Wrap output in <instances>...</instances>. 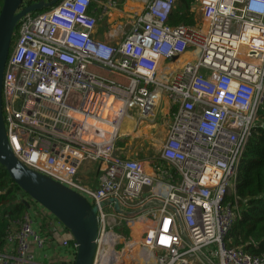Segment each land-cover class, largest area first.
Masks as SVG:
<instances>
[{
	"label": "built area",
	"instance_id": "1",
	"mask_svg": "<svg viewBox=\"0 0 264 264\" xmlns=\"http://www.w3.org/2000/svg\"><path fill=\"white\" fill-rule=\"evenodd\" d=\"M176 1L146 0L115 43L96 38L112 0L100 13L92 0H60L23 15L3 74L8 143L25 166L97 208L92 264H125L116 248L124 237L110 221L155 178L118 153L119 138L140 136L121 126L168 118L160 155L171 168L156 207L140 210L139 245L157 264H264V254L227 242L239 216L238 167L264 107V0H193L192 25L169 24ZM84 162L99 164L94 187L77 177ZM35 220L27 210L11 222L0 264H52L51 236ZM56 222L57 241L75 255Z\"/></svg>",
	"mask_w": 264,
	"mask_h": 264
},
{
	"label": "water",
	"instance_id": "2",
	"mask_svg": "<svg viewBox=\"0 0 264 264\" xmlns=\"http://www.w3.org/2000/svg\"><path fill=\"white\" fill-rule=\"evenodd\" d=\"M23 1L3 0L0 8V165L29 198L46 209L69 231L77 245L72 264H92L98 235L97 208L76 191L25 166L8 143L1 93L5 63L17 21L26 13L47 9L60 0H37L22 6ZM261 127L264 128V123ZM115 209L119 210L117 202Z\"/></svg>",
	"mask_w": 264,
	"mask_h": 264
},
{
	"label": "trees",
	"instance_id": "3",
	"mask_svg": "<svg viewBox=\"0 0 264 264\" xmlns=\"http://www.w3.org/2000/svg\"><path fill=\"white\" fill-rule=\"evenodd\" d=\"M2 1L0 0V8ZM192 1L177 0L169 14V24L192 25L194 23L190 10ZM94 4L95 0H92V5ZM259 120L264 123V107L259 110ZM261 122L252 129L238 167L236 192L239 216L227 235L230 246H242L246 252L253 255L264 254V128L261 127ZM23 196L27 195L0 165V251L11 222L19 220L28 210L30 200L32 201L27 196L29 201L25 203L22 200ZM47 226L48 235L54 239L57 236L56 230L50 227L49 222L43 226L44 229H47ZM123 231L128 233L129 229L124 227Z\"/></svg>",
	"mask_w": 264,
	"mask_h": 264
},
{
	"label": "crops",
	"instance_id": "4",
	"mask_svg": "<svg viewBox=\"0 0 264 264\" xmlns=\"http://www.w3.org/2000/svg\"><path fill=\"white\" fill-rule=\"evenodd\" d=\"M110 1L111 0H102L99 8L97 9V13H100V8H102V5ZM112 1L115 2V6L110 7L107 13L103 16L102 20H100L96 30V38L108 41L110 43H115L123 37V32L128 30L129 24L133 21L132 17H134L135 13L143 10L146 0ZM169 123V120L164 118L154 121L152 125L141 122L139 125L140 127L137 130V132L140 134L139 137H121L116 144L118 153L124 157L134 158L141 161L147 173L153 175L155 178L154 186L152 188L144 189L143 194L140 196L141 202L145 204V208H148L147 203L155 200L158 192H162V187L164 186V182H162V180L166 181L167 173L171 168L169 162L161 158L160 153L159 155H154L151 153V150L154 149H159L160 152L161 146L167 136V128ZM130 131L131 130H129V132ZM121 132L126 133L128 131ZM98 166L99 164L96 162L81 163L78 168L77 177L86 182L87 186L94 187L96 185ZM41 208L42 207L37 203L30 202L28 210L33 216L37 217L35 212L38 210L36 209ZM46 213L47 215L49 214V212ZM49 216H47L49 219V225L52 229H54V225L57 223L56 218L51 214H49ZM36 225H41V221L39 219H36ZM48 229L49 227H47V230L42 227L41 230L45 233H48ZM58 238V235L54 239H52L51 236L52 241L50 242L48 248V251L50 252V258L48 262L52 264H72L74 260V250L70 247L61 246L57 241Z\"/></svg>",
	"mask_w": 264,
	"mask_h": 264
},
{
	"label": "rangeland",
	"instance_id": "5",
	"mask_svg": "<svg viewBox=\"0 0 264 264\" xmlns=\"http://www.w3.org/2000/svg\"><path fill=\"white\" fill-rule=\"evenodd\" d=\"M101 1L102 0H95V4L93 6L99 8ZM198 16L199 15L197 14V16H196L197 19H198ZM193 19H194V15H193ZM196 23H197V21H196ZM14 36H15V30H14V34H13V38H12L13 40H14ZM158 119L161 120L160 115H158L154 119V121H156ZM165 119L169 120L168 118H165ZM259 122H261V120H258V123ZM262 123L263 122H261V124ZM139 127L140 126H138L137 128H134V123L132 120H124L122 123V126H121V131H129L131 129H134L135 131H137L139 129ZM125 138H127V137H125ZM151 153H153L154 155H159L160 152H159V149L158 150L154 149V150H151ZM147 204H148L147 207H149V208H155L157 205V203H155V202H150ZM141 205H143V206L141 207ZM144 205L145 204H143L141 202V198H139L135 201H132V202H130L129 206H127L124 209V211H123L124 217L119 216V219H114V220L110 221L112 227H114V230L119 232L120 234H122V236L124 237L123 240L119 241V244L123 243V244H121V248H120V246H116V248L120 249L119 255L121 256V259L124 260L125 264H157L156 254L153 252H150V251H146L144 248H141V245H139V241H140L139 237L141 235L142 228L144 227L145 222H146V218H142L141 212H140L141 209L145 208ZM36 210H38L37 211L38 214H37L36 219H39L41 221V225L40 226L36 225V226L38 228L42 229V227L49 222V219L47 218V213H46L48 211L45 210L43 207L41 209H36ZM126 216H128L129 218H133L132 220H130L128 227L124 223V221H122L123 218H126ZM35 222H36V220H35ZM141 223H143V224H141ZM124 227H127L129 229L128 233H125L123 231ZM133 242H137L138 244L133 243ZM124 250H126L127 253H125ZM123 253H125V254L121 255ZM146 257H147V260L143 261L142 259H144Z\"/></svg>",
	"mask_w": 264,
	"mask_h": 264
},
{
	"label": "bare ground",
	"instance_id": "6",
	"mask_svg": "<svg viewBox=\"0 0 264 264\" xmlns=\"http://www.w3.org/2000/svg\"><path fill=\"white\" fill-rule=\"evenodd\" d=\"M133 243H136V244H138L137 242H133ZM124 252H125V253H127V251H126V250H124ZM125 253H123V254H121V255H124ZM140 253H141V252H140ZM126 255H127V254H126ZM146 256H147V255H146ZM118 257H119V255H118ZM142 260H143V261H144V260L146 261V260H147V257H146V258H144V259H142Z\"/></svg>",
	"mask_w": 264,
	"mask_h": 264
}]
</instances>
